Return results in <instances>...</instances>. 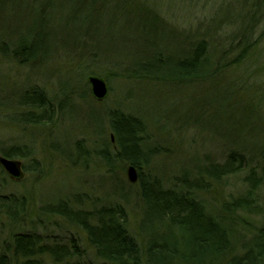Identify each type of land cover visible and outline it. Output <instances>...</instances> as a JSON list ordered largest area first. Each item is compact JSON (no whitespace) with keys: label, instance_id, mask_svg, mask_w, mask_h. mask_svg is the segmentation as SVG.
<instances>
[{"label":"rangeland","instance_id":"1","mask_svg":"<svg viewBox=\"0 0 264 264\" xmlns=\"http://www.w3.org/2000/svg\"><path fill=\"white\" fill-rule=\"evenodd\" d=\"M149 1L148 7L156 4L159 7L164 31L155 28L143 31L138 14L137 31H133L126 21L135 16L129 17L116 8L107 13L100 32L104 36L100 40L96 38L94 44L88 38L96 37V32L85 37L76 30L77 22L71 27L62 22L59 28V20L52 18L55 26L52 24L53 33L46 44L43 39L38 40L37 33L34 45L39 60L34 65H21L12 56L0 53V155L16 149L18 155L14 159L22 163L25 171L21 181L13 182L0 167V199L9 195L26 201L24 213L17 212L20 215L16 221L4 215L0 208V246L12 242L16 234L42 237L46 244L68 250L74 247L71 243L74 240L86 263L103 264L95 258L81 229L49 212L51 205L62 201L71 208L96 213L104 208H118L124 212L127 230L138 240L145 255L151 239L147 223L150 212L139 198L138 184L127 180L130 164L116 157L109 164L100 155L102 150H107L111 157L114 155L109 118L115 110L143 122L146 130L141 132L142 147L152 154L148 164H143V175L148 180H158L166 188L180 184L179 173L183 171L191 184H195L194 176L195 180L200 178L196 173L200 174L210 163H224L233 150L245 153L249 161L247 169L219 181L200 174L206 189L190 193L233 234L235 242L248 240L261 227L264 185L249 200L251 212L224 210V207H230L234 198L249 189L247 176L253 169L259 172L263 163L254 153L264 150V26L257 29L256 61L251 65L249 79L253 107L250 118L242 120L238 118L239 106L246 101L224 103L212 94L213 89H208L209 83L190 86L167 80L149 81L138 78L136 71L138 64L152 56L153 48L159 54L152 43L165 46L169 52L161 66L153 67L154 75L160 70H174L176 59L187 52L185 47H190L206 32L215 40L218 38L221 46L240 25H222L228 17L216 23L214 14L233 16L243 0ZM11 6L18 9L6 5L0 15V51L5 45L9 53L14 48L12 40L30 37L37 22L36 12L34 15L28 10V0H11ZM113 19L116 23L110 28L108 24ZM201 23L203 29L191 34L190 30ZM225 28L226 31H220ZM91 47L97 50L98 57L88 51ZM92 74L102 76L108 85L109 94L104 101L98 102L91 95L87 77ZM34 92L45 96L52 109L51 119L37 125L25 119L31 109L26 102ZM159 229V237L168 232L165 224L162 227L159 224ZM235 245L232 247L237 255L239 246Z\"/></svg>","mask_w":264,"mask_h":264},{"label":"trees","instance_id":"2","mask_svg":"<svg viewBox=\"0 0 264 264\" xmlns=\"http://www.w3.org/2000/svg\"><path fill=\"white\" fill-rule=\"evenodd\" d=\"M149 2V0H28L30 4L28 10L33 11L34 15L36 12L37 21L34 23L31 36L27 39L12 40L14 48L11 53L6 50L5 45L2 46L0 53L4 56H12L21 65H34L39 60L38 50L34 45L37 33L38 40L41 39L42 42L43 39L46 44L48 36L53 33L51 31L52 18L59 20L57 25L59 28L62 22L66 27H71L74 22H77L76 30L85 37L93 31L96 32V37L88 38L94 44L96 38L100 40L104 36L100 32L101 26L107 19V13L111 14L112 9L116 8L122 9L129 17L135 16L127 18L126 21V26L133 27V31H137V14L143 22L141 27L143 31L153 30V28L164 31L161 28L162 25L164 26V21L159 7L157 4L153 6L154 8L148 7ZM35 4L36 9H34ZM6 5L10 9H18L11 6V0H0V15ZM239 6V11L233 16H217L218 12L214 14L216 23L228 17L222 25H240L237 31L232 32L233 36L229 35V38L223 40L221 46H219L218 38L215 40L206 32L194 44H190V47H185L187 52L176 59L177 66L174 70L167 72L160 70L158 75H154L153 67L155 64L161 66L169 52L165 46L152 43V46L159 49V54L156 55L153 48L152 56L147 58L146 62L138 64L137 77L158 82L166 80L170 83L183 82L190 86L209 83L210 88L208 89H213L212 94L217 95V99H221L224 103L232 101L236 104L238 99L245 100L246 103L239 106L238 118L242 120L250 118L253 106L250 102L249 79L252 75L251 65L256 61L257 29L264 26V0H243ZM219 14H221L220 11ZM115 23L113 19L108 26L111 28ZM202 25L203 23L200 27L190 30L191 34L200 32L203 29ZM222 30L226 31V28L220 31ZM59 35L62 38L61 30ZM185 36L184 34V42L187 43ZM88 51L94 57L99 56L97 50L92 47ZM161 73L166 75H161ZM92 75L97 76L98 74ZM26 106L31 108L25 118L28 120L27 123L37 125L42 120H49L52 117L51 106L45 96L38 92L28 97ZM35 109L38 111L42 109L43 112L38 114L39 112ZM44 117L47 119H43ZM109 119L111 134L114 138L111 143L115 152L111 157L107 150H102L100 155L105 157L109 164L112 161L110 159L116 157L137 168L139 178L137 184L140 188L139 196H141L139 198L150 212L147 223L152 240L149 239L147 250L143 255L138 240L127 230L124 212L116 207L104 208L96 213L86 208V210L71 208L67 202L62 201L56 206L51 205L49 212L62 216L82 230L85 241L96 259L103 264H264V220L261 227L250 235L248 240L235 242L232 240L234 239L233 234L227 231L212 213L209 214L202 203H198L190 193L191 191L192 193L202 192L206 189L202 185L203 178L200 174L219 181L247 169L249 161L245 153L233 150L228 154L227 161L224 163L218 165L210 163L199 171L200 174L196 173L200 178L195 180L194 176L195 184H191L186 172L183 171L179 173L180 184L166 188L158 180H148L143 175V166L148 164L152 155L142 147L144 138L141 137V132L146 130L143 122L120 110L112 111ZM238 121L240 120H237V123ZM2 155L6 158H14L18 154L16 149H13ZM254 155H258L263 160L261 170L256 172L253 169L249 173L247 176L249 189L238 198H234L230 207L227 205L224 210L232 208L235 211L241 209L248 213L251 212L249 200L259 186L264 185V150ZM0 208L4 210V215L16 221L19 215L24 213L26 201L24 198L4 196L0 199ZM156 223H159L161 227L162 224L166 225L168 232L165 231L164 236L159 237V224L156 225ZM17 235L12 238V242L0 246V264H91L83 260L74 240H71L74 247L68 250L64 247L54 248L46 244L42 237L31 234ZM233 244L239 246L237 255H234L236 251L233 250ZM73 252L76 254L74 257Z\"/></svg>","mask_w":264,"mask_h":264},{"label":"water","instance_id":"3","mask_svg":"<svg viewBox=\"0 0 264 264\" xmlns=\"http://www.w3.org/2000/svg\"><path fill=\"white\" fill-rule=\"evenodd\" d=\"M88 83L91 87V92L93 97L99 101H103L106 99V97L109 94V89L106 81L103 78H100L98 76H90L88 78ZM112 139L113 136H112ZM0 164L5 169L6 172H8L10 178L15 181H21L24 176V170L22 163L17 160L12 159H6L3 156H0ZM138 173L137 169L130 165L127 169V179L130 183L135 184L138 181Z\"/></svg>","mask_w":264,"mask_h":264},{"label":"bare ground","instance_id":"4","mask_svg":"<svg viewBox=\"0 0 264 264\" xmlns=\"http://www.w3.org/2000/svg\"><path fill=\"white\" fill-rule=\"evenodd\" d=\"M134 167H135V166H134ZM135 168H136V167H135ZM136 169H137V168H136ZM17 236H18V235L16 234L14 237H17ZM14 237H13V238H14Z\"/></svg>","mask_w":264,"mask_h":264}]
</instances>
